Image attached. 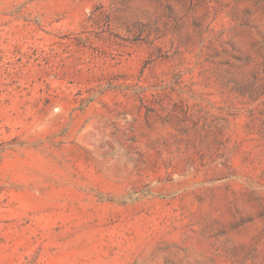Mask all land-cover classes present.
<instances>
[{
  "label": "rangeland",
  "instance_id": "obj_1",
  "mask_svg": "<svg viewBox=\"0 0 264 264\" xmlns=\"http://www.w3.org/2000/svg\"><path fill=\"white\" fill-rule=\"evenodd\" d=\"M0 264H264V0H0Z\"/></svg>",
  "mask_w": 264,
  "mask_h": 264
}]
</instances>
